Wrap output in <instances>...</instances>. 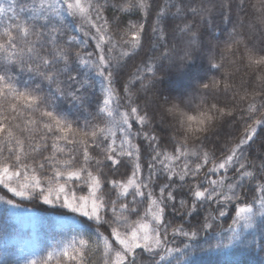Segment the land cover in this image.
Returning a JSON list of instances; mask_svg holds the SVG:
<instances>
[{"label": "snow or ice", "instance_id": "6c2138e0", "mask_svg": "<svg viewBox=\"0 0 264 264\" xmlns=\"http://www.w3.org/2000/svg\"><path fill=\"white\" fill-rule=\"evenodd\" d=\"M257 31L264 0H0V185L97 222L25 264H143L145 250L163 261L205 231L232 234L235 264L264 253V45L246 42ZM44 211L23 214L25 246L62 225Z\"/></svg>", "mask_w": 264, "mask_h": 264}, {"label": "trees", "instance_id": "16d2710c", "mask_svg": "<svg viewBox=\"0 0 264 264\" xmlns=\"http://www.w3.org/2000/svg\"><path fill=\"white\" fill-rule=\"evenodd\" d=\"M205 2L207 3L208 0H205ZM215 2L218 3L219 0H215ZM252 3L254 4L255 0H252ZM223 16V12L217 13L213 18L214 23L230 30L228 21H222ZM74 19L75 18L69 13L66 17V22L71 25ZM253 24H255L257 29L261 27V25H259V23L255 20H253ZM75 31L79 33L78 28L75 29ZM216 35H219L218 31L216 32ZM246 42L249 47H252L254 44L257 46H259V44L264 45V33L259 31L255 33L248 32ZM156 47V45H153L151 51H155ZM149 54H151V52H149ZM0 67H3V65H0ZM15 74L19 77L22 84H32L31 73L21 72L16 69ZM89 78L94 81V86L91 89L90 100L95 101L96 97L99 96L102 101L103 89L105 87L103 77H101L98 72L91 71ZM70 107L71 106L69 105L61 108L60 110L62 112H67ZM69 115L70 118L74 120L79 119L82 121L87 118L86 112H77L75 110L69 113ZM251 187L254 188L255 186ZM0 190L6 193L10 199L15 201V205L9 204L7 201H0V264H25V261L30 259L33 255L43 256L49 250L46 251L45 245L42 243L44 241L47 242L50 239L49 237H51L54 233H58L60 227H62L61 225H49L43 228L38 235L34 238H30V246H25L22 243V237L18 230V225L26 211L31 212L36 216H41L51 214L50 211L46 213L44 211L45 209H55L56 214L61 218V220L65 219L64 217L66 216H71L73 218L76 217L78 219L82 225L80 236L96 234L97 222L93 218L85 216L79 212H75L59 202L54 205H49L35 196L30 200L14 196L11 193H8L7 189H5L3 185H0ZM245 198L252 199L251 196H246ZM235 207V204L231 206L229 213L225 218V226L231 222V218L235 212ZM173 215L177 221L190 224L195 214L188 216L186 219H182L180 215ZM131 219L135 220L137 217H131ZM64 223L70 222L66 220ZM65 226L69 228L70 224H65ZM101 231H103V229H101ZM247 231V229H244L237 237V241L243 238ZM231 237V233H226L224 231L215 233L205 231L195 238L180 237L175 244V247L180 249L179 254L174 253L172 256L166 257L163 261H160L158 257L149 255L147 250H145L144 255L140 259L143 264H235V258L230 255L227 248L228 241ZM209 240L211 241V246H209ZM236 246L237 245L234 243L233 247ZM243 264H264V253H261L259 248L255 249L252 256L244 259Z\"/></svg>", "mask_w": 264, "mask_h": 264}, {"label": "rangeland", "instance_id": "374dc122", "mask_svg": "<svg viewBox=\"0 0 264 264\" xmlns=\"http://www.w3.org/2000/svg\"><path fill=\"white\" fill-rule=\"evenodd\" d=\"M77 195H87V193L86 192L83 194L77 193ZM59 203L63 204L69 209L74 210L75 212H79L83 214L82 212L75 210L74 207L67 206L64 202H59ZM64 218L65 219L62 220L63 221L61 225L62 227H60L58 233L52 234L51 237H49L50 241L48 240L47 242L44 241L42 243L45 245L46 251L51 250L53 248H57L59 250V247H62L64 244L70 243L73 240V238L80 237L82 231V225L78 221V219L76 217L73 218L71 216H66ZM66 220L69 221L70 223H64ZM65 224H70V227L69 228L66 227Z\"/></svg>", "mask_w": 264, "mask_h": 264}, {"label": "clouds", "instance_id": "9594fccd", "mask_svg": "<svg viewBox=\"0 0 264 264\" xmlns=\"http://www.w3.org/2000/svg\"><path fill=\"white\" fill-rule=\"evenodd\" d=\"M255 2H256V0H255Z\"/></svg>", "mask_w": 264, "mask_h": 264}]
</instances>
